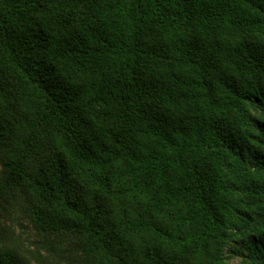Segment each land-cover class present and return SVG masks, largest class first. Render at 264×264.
Instances as JSON below:
<instances>
[{"label":"trees","instance_id":"16d2710c","mask_svg":"<svg viewBox=\"0 0 264 264\" xmlns=\"http://www.w3.org/2000/svg\"><path fill=\"white\" fill-rule=\"evenodd\" d=\"M264 264V0H0V264Z\"/></svg>","mask_w":264,"mask_h":264},{"label":"rangeland","instance_id":"374dc122","mask_svg":"<svg viewBox=\"0 0 264 264\" xmlns=\"http://www.w3.org/2000/svg\"><path fill=\"white\" fill-rule=\"evenodd\" d=\"M233 263L234 264H239V261L236 259V260H233Z\"/></svg>","mask_w":264,"mask_h":264}]
</instances>
